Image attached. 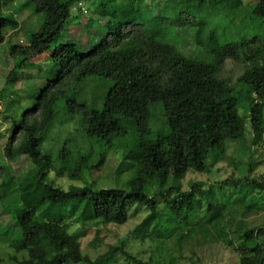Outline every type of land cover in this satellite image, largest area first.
<instances>
[{
	"label": "trees",
	"instance_id": "16d2710c",
	"mask_svg": "<svg viewBox=\"0 0 264 264\" xmlns=\"http://www.w3.org/2000/svg\"><path fill=\"white\" fill-rule=\"evenodd\" d=\"M1 1L0 46L8 30L20 27L17 13L2 15ZM28 4L46 20L26 47L10 46L9 56L18 61L7 84L22 81L25 77H14L15 72L35 56L48 55L54 78L38 90L32 108L9 117L13 135L4 148L6 158L25 157L34 166L20 175L0 166V201L13 184L17 188L15 204H3L14 227L0 224V242L13 252L11 263L109 264L122 255L134 264H159L137 259L124 244L91 260L70 231L72 223L80 228L124 225L136 207L147 214L134 230L143 235L139 242L187 233L205 245L211 237L233 249L239 264H264V227H248L238 217L239 209L243 217L264 209V180L252 177L263 163L264 149V33H259L264 0H27L21 6ZM84 17H90L87 30L95 32L86 43L69 34ZM189 36L196 45L191 55L182 48ZM229 59L243 68L235 85L222 76ZM88 82L97 83L101 94L86 97ZM63 98L66 103L60 105ZM156 108L163 123L152 131ZM39 111V118L28 120ZM60 116L67 117L62 127L76 122L65 135L55 130ZM247 125L252 142L248 161L236 167L241 176L209 186L193 182L184 191L182 181L190 171L209 172L229 143L246 141ZM18 131L22 141L14 149ZM54 133L55 141L62 140L56 159L47 145ZM72 143L89 148L85 157L75 153V165L84 164L87 171L101 167L109 151L122 147L115 175L130 174L123 187L55 186L49 175ZM229 184L256 198L221 205L217 191H228ZM159 226L166 234L159 233ZM0 264H6L1 255Z\"/></svg>",
	"mask_w": 264,
	"mask_h": 264
},
{
	"label": "rangeland",
	"instance_id": "374dc122",
	"mask_svg": "<svg viewBox=\"0 0 264 264\" xmlns=\"http://www.w3.org/2000/svg\"><path fill=\"white\" fill-rule=\"evenodd\" d=\"M246 4H253L257 0H243ZM2 15L12 16L13 13H17L15 20L19 23V29L7 31V38L5 42L0 46V166L8 167L13 170L15 175L26 173L33 169L32 163L25 157H19L14 162H9L8 158L4 153V148L7 142L13 135L12 122L9 119L10 116L16 117L21 116L23 112L32 108L35 105V95L38 90L46 86L49 80L54 77L52 75V67L47 63L48 55L42 57L35 56L31 62L22 70H17L14 74L18 78H23L22 81L13 84H7V78L14 70L15 62L18 59L9 56V48L11 45H20L26 47L30 42V37L33 33L40 30L41 26L45 22L46 18L44 14L34 13L35 5L28 4L27 7H22L27 0H2ZM4 3H7L5 5ZM87 5V4H86ZM88 18L84 17L81 20L80 26L72 27L69 34L74 38L82 40L84 43L88 41V37L94 34V31L87 30ZM101 26L104 23L101 22ZM83 28V30H82ZM251 29L249 28V31ZM260 34L264 33V26L259 30ZM204 38V37H203ZM185 43H182L184 53L191 55L196 51V45L191 36L185 39ZM40 66V67H38ZM243 71L242 64L234 62L231 59L227 60L222 72V76L231 81L232 85L237 83V79L241 76ZM27 77V78H26ZM74 85H69V88H73ZM79 90V89H78ZM84 94L86 97H92L93 95H100V89L95 82H88L83 87ZM74 93V88L71 90ZM83 93V92H82ZM77 101L80 102L81 96H77ZM66 103V99L63 98L60 105ZM154 113L155 117L151 123L152 131L158 130L159 121L163 123V118L160 115V109L156 108ZM63 114V113H62ZM40 111L30 116L28 120L39 118ZM158 118V119H157ZM65 116H60L56 119L55 130L61 131L62 135H65L67 131L72 130V125L75 126L76 122H72L68 126L62 127L64 124ZM63 123V124H62ZM77 127V126H76ZM247 130L245 133L246 141L242 144L229 143L228 151L223 156L222 160L210 167L209 172H198L196 170L190 171L185 179L182 181V189L187 191L189 186L193 182H202L209 186L220 181H224L230 177L241 176V171L237 170V166L243 167L248 161L247 148L252 142V134L249 125L246 126ZM74 134L75 131H74ZM61 135V137H62ZM55 133L48 139V147H53L52 154L56 159L58 156V150L60 147V140L55 141ZM59 138V137H58ZM76 139H79L78 137ZM22 141V133L17 132L15 134V142L13 148H18ZM62 141V140H61ZM130 140H126L129 142ZM78 144H82L79 140ZM264 144V143H263ZM84 145V144H82ZM264 148V145L262 146ZM262 148V149H263ZM122 149V147H121ZM115 149L109 151L105 159V163L98 168H92L87 171L84 164L78 167L75 165L76 155L79 153L83 157L88 155L89 148H76L74 143L70 145V152L64 161H60L55 164V170L50 173L49 178L54 182L55 186L61 187L65 190L71 187H84L89 184H94L96 188H122V184L126 181L130 174L123 175L120 179L115 175L116 167L121 161L123 150ZM103 149L100 147L99 152ZM208 148L204 145L203 153H207ZM76 153V155H75ZM98 158V150L95 148L92 153V158L89 161L90 165H95L96 159ZM262 161L260 167L252 174V177L257 180H264V149L263 155L260 157ZM211 163V162H209ZM208 163V164H209ZM75 168H79V173L74 172ZM122 180V181H121ZM2 183V177L0 175V184ZM228 191L219 190L217 191V199L221 205L227 204L228 202L237 200H246L251 202L256 196L248 194V190L242 188L240 185L229 184ZM16 185L13 184L11 190L7 193L8 197L0 201V224L3 227H14L11 217L6 211L5 206L15 204L16 198ZM232 189L234 190L231 193ZM246 189H249L246 186ZM163 202L164 200L161 199ZM256 211V210H255ZM258 212H251L250 214L243 217L244 210H238V217L243 219L248 227H264V209L257 210ZM146 212L142 209L134 207L130 213V219L128 223L124 225H100L98 227H84L80 228L79 225L72 223L70 229L72 234H75L81 243L82 251L91 260H95L97 257L105 254L109 251L111 246H120L124 244L125 250L143 262L153 261L159 264H239V256L232 249L226 248L220 243H214L216 241L210 237L208 244L203 245L198 241L189 236L187 233L179 234L172 239L165 240H153L139 242L142 238L141 233L134 232L136 227L146 217ZM228 218V217H227ZM223 226V225H222ZM159 233H165L166 229L161 226L158 227ZM146 237V234L144 235ZM13 252L9 250L4 243L0 242V255L6 261V264H12L9 259V254ZM84 264V263H81ZM109 264H134L129 262L122 255H119Z\"/></svg>",
	"mask_w": 264,
	"mask_h": 264
},
{
	"label": "built area",
	"instance_id": "2783aa9c",
	"mask_svg": "<svg viewBox=\"0 0 264 264\" xmlns=\"http://www.w3.org/2000/svg\"><path fill=\"white\" fill-rule=\"evenodd\" d=\"M0 105H1V101H0Z\"/></svg>",
	"mask_w": 264,
	"mask_h": 264
}]
</instances>
